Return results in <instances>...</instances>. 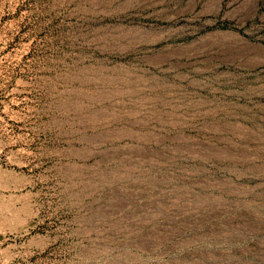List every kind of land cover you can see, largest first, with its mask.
<instances>
[{
    "label": "rangeland",
    "instance_id": "374dc122",
    "mask_svg": "<svg viewBox=\"0 0 264 264\" xmlns=\"http://www.w3.org/2000/svg\"><path fill=\"white\" fill-rule=\"evenodd\" d=\"M0 264H264V0H0Z\"/></svg>",
    "mask_w": 264,
    "mask_h": 264
}]
</instances>
